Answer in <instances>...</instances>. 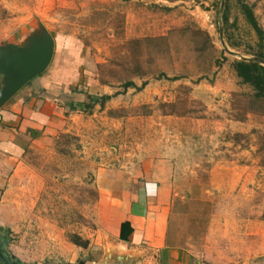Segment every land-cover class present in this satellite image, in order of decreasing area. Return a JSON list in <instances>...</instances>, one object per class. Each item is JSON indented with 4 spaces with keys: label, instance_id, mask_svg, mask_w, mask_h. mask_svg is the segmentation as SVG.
<instances>
[{
    "label": "rangeland",
    "instance_id": "1",
    "mask_svg": "<svg viewBox=\"0 0 264 264\" xmlns=\"http://www.w3.org/2000/svg\"><path fill=\"white\" fill-rule=\"evenodd\" d=\"M243 4L251 7L264 29V0H0V38L7 43H25L45 29L55 39L83 48L93 62L92 78L111 87L124 90L130 80L169 84L166 102L147 104L133 98L126 101L128 107L108 114L125 117L118 164L142 163L162 155L163 146L183 158L178 168L182 178H174L180 193L177 243L205 241L216 219V205L221 209L228 205L207 193L216 185L209 175L210 149L225 157L236 143L256 153L252 161L257 178H252L243 201L254 203L255 216L264 218V103L252 98L250 86L237 83L233 68L236 61L254 58L259 50ZM187 27L210 36L215 47L211 56L209 49L200 56L204 40L192 30L186 32ZM162 38L169 39V52ZM209 65L212 72H207ZM137 69L146 76L137 77ZM162 73L182 79L174 83L160 78ZM218 94L230 96L220 102ZM98 120L92 128H118ZM92 131L88 140L73 132L33 150L12 182L10 202L16 209L1 216L10 225L0 226V249L12 264L92 261L98 246L84 250L71 238L97 239L95 173L104 159L115 158L114 151L98 149L110 147L113 136Z\"/></svg>",
    "mask_w": 264,
    "mask_h": 264
},
{
    "label": "crops",
    "instance_id": "2",
    "mask_svg": "<svg viewBox=\"0 0 264 264\" xmlns=\"http://www.w3.org/2000/svg\"><path fill=\"white\" fill-rule=\"evenodd\" d=\"M33 35L26 38L25 43H7L5 38H0V49L8 45L25 46ZM53 39L55 53L47 72L0 107V226L11 223L1 220V216L7 210L16 209L10 202L11 184L18 178L30 153L44 149L64 134L74 132L88 140L93 136L92 129L100 131L94 134L101 133L102 129L92 128V123L102 118L118 124V128L102 131V135L113 137L110 147L98 148L114 151L115 158L108 162L104 159L95 173L98 235L94 241L86 239L90 246L84 250L98 246V251L92 254L93 259L88 264H264L263 214L255 216L254 203L243 201L250 193L247 188L252 178H257L256 162L252 161L256 153L236 143L230 145L226 151L230 154L225 157L210 149L209 175L216 185L215 190L207 193L216 196V200H225L228 205L223 209L216 205V219L205 241L177 243L180 193L174 178H182L178 168L183 158L163 146L162 155H154L142 163L130 160L128 166L118 164L123 135L120 127L125 117L108 114L128 107L126 101L131 102L133 98L147 104L166 102L170 95L166 92L169 84L134 81L137 88L147 83L142 90L135 87L122 90L100 84L98 79L92 78L95 76L93 62L83 48ZM235 78L239 83L237 75ZM4 86V78L0 76V90ZM234 91H238L237 88ZM219 95L216 97H220V102L230 96ZM90 97L111 99L104 107L97 105L92 112L72 111L79 104H89ZM239 130L245 133V129ZM215 133L220 135L218 132H210V135ZM260 170L259 166L258 173ZM224 211L226 214H222Z\"/></svg>",
    "mask_w": 264,
    "mask_h": 264
},
{
    "label": "water",
    "instance_id": "3",
    "mask_svg": "<svg viewBox=\"0 0 264 264\" xmlns=\"http://www.w3.org/2000/svg\"><path fill=\"white\" fill-rule=\"evenodd\" d=\"M54 53L55 41L45 29L42 33L34 34L25 46L2 47L0 49V76L4 78L5 86L0 90V107L27 84L45 74L53 61ZM243 60L259 62L264 66L262 59L243 58Z\"/></svg>",
    "mask_w": 264,
    "mask_h": 264
},
{
    "label": "trees",
    "instance_id": "4",
    "mask_svg": "<svg viewBox=\"0 0 264 264\" xmlns=\"http://www.w3.org/2000/svg\"><path fill=\"white\" fill-rule=\"evenodd\" d=\"M242 11L244 16L246 17L248 23L252 26V28L254 29V31L256 32L257 36H258V40H259V50L258 52L255 54L254 58L257 59H262L264 60V29L260 26L254 11L251 9L250 6L243 4L242 5ZM226 17L224 16L223 19H225ZM186 32L189 30H192L190 27H187L184 29ZM194 32V34L199 35L203 40H204V44L203 46L200 48V56L201 55H206V50L209 49L208 51V56H211L213 52H215V47L213 46L212 42H211V38L210 36L203 31L200 28H197L195 30H192ZM165 42H168L167 44V52H169V39L168 38H162ZM133 43H139L138 41H134ZM220 62L218 60H216L214 62L215 66H217ZM233 68L235 70V73L238 77V79L240 80L242 85H247L250 86L253 91L254 94L252 96V98L256 101H260L264 103V66L259 63V62H250V61H246V60H239L236 61L233 64ZM207 72H212V65H209ZM134 74L137 77H144L146 75L142 74L141 70L137 69L135 70ZM206 76H201L200 79H204ZM160 78H165L168 80H173V81H177L180 80L182 78L180 77H176V78H169V76L166 73H162L160 75ZM100 84H105L104 82H100ZM147 85V83L143 84L142 88H137L134 81L130 80L125 82L123 88L125 90H128L130 88H137L138 90H142L145 86ZM111 99V97H103L101 98V100L99 98L96 97H90V103L89 104H79L78 107H74L72 108V111L77 112V111H86V112H92L94 110V108L97 105H101L102 107L105 106V104L107 103V101H109ZM1 239V237H0ZM1 242V241H0ZM71 242L82 249H88L90 246V242L88 240H84L82 239L80 236H73L71 238Z\"/></svg>",
    "mask_w": 264,
    "mask_h": 264
},
{
    "label": "flooded vegetation",
    "instance_id": "5",
    "mask_svg": "<svg viewBox=\"0 0 264 264\" xmlns=\"http://www.w3.org/2000/svg\"><path fill=\"white\" fill-rule=\"evenodd\" d=\"M0 248H1V244H0ZM0 264H12V262L2 254L1 249H0Z\"/></svg>",
    "mask_w": 264,
    "mask_h": 264
}]
</instances>
